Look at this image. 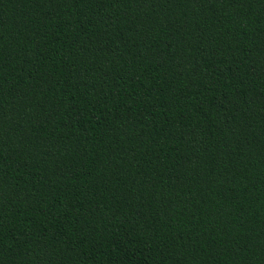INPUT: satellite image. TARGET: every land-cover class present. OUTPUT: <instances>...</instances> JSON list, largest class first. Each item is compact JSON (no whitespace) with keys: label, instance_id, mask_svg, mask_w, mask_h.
Segmentation results:
<instances>
[{"label":"trees","instance_id":"16d2710c","mask_svg":"<svg viewBox=\"0 0 264 264\" xmlns=\"http://www.w3.org/2000/svg\"><path fill=\"white\" fill-rule=\"evenodd\" d=\"M0 264H264V0H0Z\"/></svg>","mask_w":264,"mask_h":264}]
</instances>
